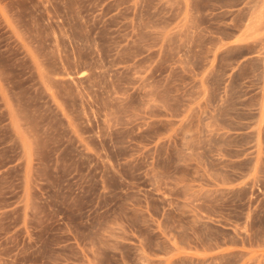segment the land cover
Masks as SVG:
<instances>
[{
	"label": "rangeland",
	"instance_id": "obj_1",
	"mask_svg": "<svg viewBox=\"0 0 264 264\" xmlns=\"http://www.w3.org/2000/svg\"><path fill=\"white\" fill-rule=\"evenodd\" d=\"M263 177L264 0H0V264H264Z\"/></svg>",
	"mask_w": 264,
	"mask_h": 264
},
{
	"label": "bare ground",
	"instance_id": "obj_2",
	"mask_svg": "<svg viewBox=\"0 0 264 264\" xmlns=\"http://www.w3.org/2000/svg\"><path fill=\"white\" fill-rule=\"evenodd\" d=\"M89 37V36H88ZM88 37H83L84 38V40H86V42H87V40L89 41L90 40V38L88 39ZM55 39V38H54ZM79 39V38H78ZM56 40V39H55ZM80 40V39H79ZM81 40H82V38H81ZM84 42V41H83ZM100 44V43H99ZM85 45V44H84ZM59 47V46H58ZM81 47H82V45H81ZM84 47V46H83ZM82 47V48H83ZM58 50V49H57ZM75 55V54H74ZM35 56V55H34ZM79 56V55H78ZM96 56V55H95ZM59 57H62V56H59ZM102 57V56H101ZM63 58V57H62ZM83 58V57H82ZM61 59V58H60ZM85 59V58H84ZM61 60H63V59H61ZM83 60V59H82ZM86 60V59H85ZM101 61V60H100ZM100 61H99V63H100ZM84 62V61H83ZM74 63V62H73ZM96 64V63H95ZM98 64V63H97ZM96 66V65H95ZM109 66V65H108ZM113 66V65H112ZM64 72V71H63ZM82 76V75H81ZM98 76H100V75H98ZM105 77V76H104ZM100 78H102V76L100 77ZM107 78V77H106ZM109 81V80H108ZM106 83V82H105ZM109 83V82H108ZM111 83V82H110ZM73 85V84H72ZM153 85V84H152ZM110 86V85H109ZM157 86V85H156ZM78 87V86H77ZM77 89V88H76ZM67 90V89H66ZM70 91V90H69ZM72 91V90H71ZM152 91V90H151ZM73 92V91H72ZM162 92V91H161ZM166 106V105H165ZM150 107V106H149ZM74 108V107H73ZM151 110V109H150ZM71 124V123H70ZM101 133V132H100ZM28 135V134H27ZM197 138V137H196ZM195 141V140H194ZM85 143V142H84ZM199 155V154H198ZM170 157V156H169ZM177 158V157H176ZM170 159V158H169ZM190 160V159H189ZM170 161V160H169ZM182 161H184V160H182ZM176 167V166H175ZM174 167V168H175ZM151 169V168H150ZM174 172V171H173ZM189 172H191V171H189ZM257 173V172H256ZM260 173V172H259ZM254 175H255V172H254ZM263 176V175H262ZM264 178V177H263ZM255 180V179H254ZM253 180V182H255ZM257 180V182L259 181L258 179H256ZM256 183V182H255ZM264 183V182H263ZM249 185V184H248ZM253 185H256V184H253ZM263 187V186H262ZM233 190V189H232ZM240 191H241V193L239 192V195L242 197V196H244L242 199L244 200V198L246 197V196H248L249 197V195H246V189H244V187L243 188H240ZM199 192V191H198ZM149 195V194H148ZM252 195V194H251ZM253 196V195H252ZM241 197H239V198H241ZM238 198V199H239ZM247 198V197H246ZM246 198H245V200H246ZM237 198L235 197V199L234 200H236ZM232 200V199H231ZM197 201V200H196ZM238 201H241V199H239ZM237 201V203H239ZM137 202H139V201H137ZM255 202L257 203V205L255 204ZM243 204V203H242ZM253 204H255L256 205V208L257 209H255V210H252L251 208H248V207H252L253 206ZM232 205V204H231ZM244 205V204H243ZM247 205V212L245 213L244 211H246V210H242L243 212H244V214L245 215H238V213L235 215V216H232L234 219H232V220H234V222L235 223H237V225L236 226H238L239 228H241V229H246V228H248L249 226H251V227H261V224L262 225H264L263 223H262V216H264V199H260L259 198V196H255L254 198H251V197H249V199H248V203L246 204ZM234 206H235V208L237 207V208H239V207H241L242 205H240V203L239 204H235V202H234ZM245 206V205H244ZM233 207V206H232ZM246 207V206H245ZM245 207H243V209L245 208ZM246 209V208H245ZM158 210V209H157ZM234 212V211H233ZM239 212H240V210H239ZM231 214V213H230ZM235 214V213H234ZM240 214V213H239ZM242 216V218H240ZM181 218V217H180ZM264 221V220H263ZM175 223V222H174ZM183 223V222H182ZM181 223V224H182ZM201 224V223H200ZM194 225V224H193ZM195 225H197V223L195 224ZM179 226V225H178ZM177 226V227H178ZM181 226V225H180ZM179 226V227H180ZM182 226H183V224H182ZM176 227V228H177ZM197 227V226H196ZM198 227H199V225H198ZM201 227V226H200ZM185 228V227H184ZM202 228V227H201ZM200 228V229H201ZM234 228V227H233ZM211 229V228H210ZM235 230V229H234ZM247 230V229H246ZM261 230V229H260ZM196 231H199L200 232V230H199V228H196ZM182 232V231H181ZM185 232V231H184ZM205 232V231H204ZM203 232V233H204ZM237 232H239V231H237ZM209 233L211 234V231H209ZM213 233V232H212ZM182 234H184L185 235V233H182ZM205 235H206V237L208 236V237H210V236H212V235H214V233L213 234H211L210 236H209V234L208 233H204ZM216 234V233H215ZM200 236H201V234H200ZM117 241V240H116ZM212 244V243H211ZM161 246V245H160ZM142 259V258H141Z\"/></svg>",
	"mask_w": 264,
	"mask_h": 264
}]
</instances>
